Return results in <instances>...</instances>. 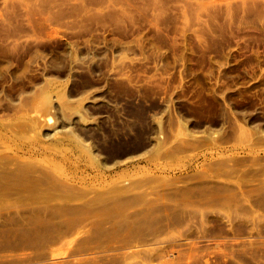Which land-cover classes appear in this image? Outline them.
I'll use <instances>...</instances> for the list:
<instances>
[{"label": "rangeland", "instance_id": "374dc122", "mask_svg": "<svg viewBox=\"0 0 264 264\" xmlns=\"http://www.w3.org/2000/svg\"><path fill=\"white\" fill-rule=\"evenodd\" d=\"M0 264H264V0H0Z\"/></svg>", "mask_w": 264, "mask_h": 264}]
</instances>
